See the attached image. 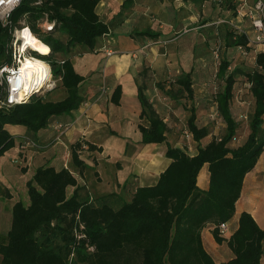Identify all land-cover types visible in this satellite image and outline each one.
<instances>
[{
  "label": "trees",
  "instance_id": "1",
  "mask_svg": "<svg viewBox=\"0 0 264 264\" xmlns=\"http://www.w3.org/2000/svg\"><path fill=\"white\" fill-rule=\"evenodd\" d=\"M22 0L12 11L11 20L18 23L26 17L36 31V21L43 16L55 21L51 31L41 35L50 46L42 57L53 66V73L60 78L57 85L65 90L59 100H48L33 95L29 101L0 107V156L14 146V136L7 124L23 125L29 133L45 128L52 116L70 114L84 101L80 84L84 76L72 63V50L81 46L89 52H100L99 41L111 29L112 23L100 18L97 5L100 0ZM125 0L122 6L128 4ZM139 34L158 36L148 30ZM11 34L0 23V65L11 63L9 50ZM245 34L230 28L225 44L242 46L251 52ZM255 67L251 70L230 69L227 58H221L216 76L221 81L214 97L219 116L225 123L220 137L209 135L206 126L197 125V108L191 107L186 120L187 130L197 143L193 154L168 142V126L146 94L145 83L138 84L141 105L138 129L142 144L164 146V155L170 159L156 183L136 188L131 200L121 206L96 201L88 195L79 176L87 168L79 157L82 142L90 150L98 147L86 140L70 146L71 168L56 169L39 166L26 182L29 203L17 201L12 207L11 228L7 240L0 244L3 264H218L205 249L202 229L212 224L217 242L226 241L233 257L220 264H263L264 228L253 216L242 211L238 227L228 238L220 235L219 226L232 219L235 204L240 197L245 175L257 164L264 165V50L255 54ZM144 71V69L142 70ZM141 71V72H142ZM245 77L254 98L249 117V132L239 144L236 138L237 122L231 110L237 76ZM179 90L192 101L194 96L191 71L183 72L174 80ZM121 86L117 85L110 100L119 104ZM207 164L209 182L206 189L197 185V177ZM264 179V172H263ZM73 187L68 193L67 188ZM95 200V199H94ZM84 224L85 239H76L73 233L76 222ZM59 232L61 238H53ZM93 247V250L89 249Z\"/></svg>",
  "mask_w": 264,
  "mask_h": 264
},
{
  "label": "crops",
  "instance_id": "2",
  "mask_svg": "<svg viewBox=\"0 0 264 264\" xmlns=\"http://www.w3.org/2000/svg\"><path fill=\"white\" fill-rule=\"evenodd\" d=\"M151 1L130 0L128 10L120 15V7L125 8L122 6L124 1L100 0L96 8L98 15L102 20L112 23L110 31L99 41L100 52H89L84 47L77 46L76 49L81 51H78V54L73 52L70 54L75 70L84 76V81L79 87L84 101L78 109L70 114L52 116L48 125L35 134L29 133L23 125H6L15 142L12 148L0 156V179L3 178L5 183L0 182V244H4L7 240L13 205L19 200L25 204L29 203L26 182L32 177L35 169L48 165L56 169L71 168L70 146L78 140H86L98 147L96 150H91V154L85 159L87 168L79 176L80 183L85 184L92 201L100 197L102 200L98 201L99 203L105 202L114 208L121 206L124 201L131 200L137 187L156 183L160 173L169 164L170 159L164 155V147L153 143L142 144L138 129L141 111L137 95L139 83L132 68L142 64L144 55L148 61L147 55L149 57L150 53L146 48L151 41L164 45L174 44L180 39L178 34H181L180 31L170 36L161 34L152 37L139 34L144 30L154 34L163 28L159 25L157 30L151 29L148 18L151 9H154ZM174 1L179 2L178 11L184 13L192 23L197 19L199 6L204 8L207 2H219L218 4L239 2L242 6V0ZM159 2L160 6L153 10L152 20H155L156 14L161 10L165 12L168 7V0H159ZM155 3L156 1L153 4ZM194 11H197L195 15H193ZM227 19L222 20L228 22ZM217 22L211 21L202 26ZM185 30L190 29L187 27ZM115 34L128 38V41L134 45L130 44V48L120 47L119 39ZM135 39L140 40L139 45H135ZM105 49L112 50L113 54L106 56ZM93 54H100L107 70V74L95 82L89 80L92 71L85 70L86 61ZM163 55L162 62L165 63L166 55ZM100 82L105 83L106 91H101ZM117 85L121 86L122 93L119 104L116 105L111 102L110 97ZM60 88L65 91L63 87ZM25 138L31 139L35 144L23 148ZM233 140V143L236 142L237 137ZM202 169L197 177V185L201 189H206L209 182L207 164ZM71 171L78 175L75 168H71ZM263 172V159L260 157L256 166L244 177L241 194L235 204V213L228 221L229 234L238 227V219L242 211L249 212L258 225L264 228ZM67 190L70 193L73 187L70 186ZM23 193L26 197L22 195ZM212 229L213 225L207 224L202 229L201 235L205 249L219 264L231 259L233 253L225 240L220 243L215 240ZM52 237L59 240L61 234L56 232ZM261 262L264 264V253ZM0 264H3L1 256Z\"/></svg>",
  "mask_w": 264,
  "mask_h": 264
},
{
  "label": "rangeland",
  "instance_id": "3",
  "mask_svg": "<svg viewBox=\"0 0 264 264\" xmlns=\"http://www.w3.org/2000/svg\"><path fill=\"white\" fill-rule=\"evenodd\" d=\"M155 1L156 3L153 4ZM168 1L169 4L165 12L161 10L159 14H156L155 20H152L154 18L153 10L155 7L160 6V2L159 0L151 1L154 9H151L149 14V24L152 30H157L159 25L163 26L161 31L158 32V36L161 34L170 36L180 31L181 34H178L180 39L169 45L153 43L150 40L151 44L147 48L145 47L149 49L150 55L149 57L147 55V59L150 61L148 62L144 55L142 64L134 66L132 70L135 72L137 82L145 83L147 95L159 114L166 120L168 142L182 147L188 153L193 154L196 152L197 143L193 141L192 137H185V131L187 130L186 120L190 115L191 107L197 108V125L206 126L209 130V135L202 141L203 144L212 137H220L225 130V123L216 112V104L214 102V97L221 87V81L216 76L220 59L224 57L230 60V69L237 67L246 71L251 70L255 67V54L264 49V44L252 46V51H248L247 55L243 54L238 47H229L225 44L226 32L230 28L248 29L250 25L249 17H241L239 14L241 11L251 10L256 0H249L243 9L239 2L220 4H218L219 2H207L206 7L199 6V14L193 23L184 13L178 11L179 2ZM128 4L125 5V8L120 7V15L126 13L129 8ZM195 12L197 11H194L193 15H195ZM222 19H227L228 22H223ZM211 21L218 22L202 26ZM197 26L201 27L197 28ZM187 27L190 30H185ZM115 36L119 39L120 47H131L128 38L126 39L124 36L116 34ZM134 43L139 45L140 40L135 39ZM78 51H81V49H76V47L72 50L73 54H78ZM163 54L166 55L165 63L162 62L164 60ZM86 64L87 69L85 70L92 71L89 78L90 81L95 82L107 74L106 66L103 59L100 58V54H93L90 59H87ZM143 69L144 71H142ZM184 70L186 72L191 71L192 74L194 91L192 101L174 83V80L180 77ZM100 83L99 86L102 87L103 84L102 82ZM60 87L58 86L41 96L48 100H59L65 95V91L63 92ZM253 106L254 98L251 95L249 84L244 76L238 75L234 88V97L231 102V110L238 124L236 131L237 141L233 143V140L231 144H239L245 139L249 132L248 123ZM162 147L164 146L162 145ZM202 171H205V169H202ZM0 182L5 184L3 178L0 179ZM22 195L26 197L24 193ZM55 233L53 232L52 234Z\"/></svg>",
  "mask_w": 264,
  "mask_h": 264
},
{
  "label": "built area",
  "instance_id": "4",
  "mask_svg": "<svg viewBox=\"0 0 264 264\" xmlns=\"http://www.w3.org/2000/svg\"><path fill=\"white\" fill-rule=\"evenodd\" d=\"M22 0H0V23L11 34L9 50L12 57L11 63H3L0 65V107H9L17 103L29 101L33 95H44L45 93L57 87L60 78L53 73V66L48 59L42 58L47 53H42L37 48H31L30 43L33 40H38L44 45H47L43 40V33L51 31L55 26V21H51L47 16H43L36 21V27L39 31L36 32L26 21V17L14 23L11 20L12 11L20 4ZM41 0H36L35 3H40ZM247 5L246 0H242L243 9ZM241 17L248 16L250 25L247 30L237 29L238 32L245 34L248 40L247 45L255 46L264 44V0H256L254 7L249 11H241ZM49 50L50 46L47 45ZM238 49L245 55L247 51L244 47L239 46ZM106 56L113 54L112 50L105 49ZM40 60L46 63V67L40 76H33V83H28V76L24 69V61ZM29 63V62H28ZM107 87L103 83L101 91H106ZM216 112L217 108H216ZM185 137H192L191 133L186 130ZM35 142L29 138L23 140L22 147L34 145ZM79 157L86 159L91 154L88 144H81L78 150ZM220 235L225 238L229 237L228 222H224L219 226ZM76 239H85L84 224L80 221L76 222L74 228ZM93 250L92 246H89Z\"/></svg>",
  "mask_w": 264,
  "mask_h": 264
},
{
  "label": "bare ground",
  "instance_id": "5",
  "mask_svg": "<svg viewBox=\"0 0 264 264\" xmlns=\"http://www.w3.org/2000/svg\"><path fill=\"white\" fill-rule=\"evenodd\" d=\"M30 47L31 48L35 47V48L39 49L40 51H42V53H45L48 49L47 45L42 44L38 40H33L30 43ZM24 63H25L24 69L26 70V73L28 76L27 77L28 83L30 82V84H32L33 83V76L35 74L37 76H40L43 73L44 68L46 67V63H44L40 60L24 61Z\"/></svg>",
  "mask_w": 264,
  "mask_h": 264
}]
</instances>
